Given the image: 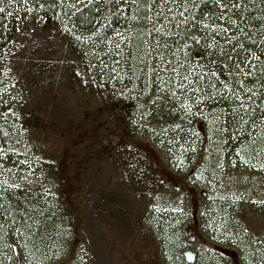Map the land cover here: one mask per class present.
<instances>
[{"label":"rangeland","instance_id":"374dc122","mask_svg":"<svg viewBox=\"0 0 264 264\" xmlns=\"http://www.w3.org/2000/svg\"><path fill=\"white\" fill-rule=\"evenodd\" d=\"M9 3L18 32L0 58V106H16L27 147L15 166L0 161V192L48 205L57 217L52 234L58 224L68 226L62 247L54 239L52 249L70 252L39 259L10 237L16 255L1 251L0 264H264V159L216 162L208 145L205 156L190 161L159 158L153 148L166 144L151 126L137 133L145 151L127 146L128 133L119 132L113 160L102 156L100 164L99 149L111 145L106 136L116 126L125 129L127 115L115 112L97 83L99 69L70 43L71 26L42 30L24 8L27 0ZM104 4L109 13L112 3ZM63 8L69 24L72 11L67 2ZM196 130L213 143L207 130ZM135 159L149 163L144 183L129 176ZM159 169L176 176L169 186ZM171 233L175 238L166 242ZM190 250L195 259L187 263Z\"/></svg>","mask_w":264,"mask_h":264},{"label":"trees","instance_id":"16d2710c","mask_svg":"<svg viewBox=\"0 0 264 264\" xmlns=\"http://www.w3.org/2000/svg\"><path fill=\"white\" fill-rule=\"evenodd\" d=\"M12 1L3 0L4 8L0 6V58L18 32L17 18L6 9ZM27 1L24 8L40 29L71 26L70 43L99 69L97 83L115 112L127 115L125 103L137 108L139 115L128 117L125 129L110 130L106 138L111 145L102 156L110 157L121 140L119 132L128 133L127 146L143 151L146 143L138 145L137 133L155 126L166 144L153 148L159 158L190 161L205 156L208 145L216 162L226 157L264 159V0H110L109 13L104 0ZM65 2L68 13L72 11L69 24L64 23ZM17 111L15 105L0 106V161L11 167L27 147ZM146 112L150 120L144 122ZM199 128L208 131L213 143L202 139ZM20 197L17 192H0L3 256L16 253L11 238L39 259L67 256L70 249L64 246L60 253L50 242L55 239L62 247L68 226L58 224L53 235L57 217L48 205L39 207L34 199L24 203ZM165 238L167 242L175 237L171 233ZM218 250L225 255V250Z\"/></svg>","mask_w":264,"mask_h":264},{"label":"flooded vegetation","instance_id":"af4514ba","mask_svg":"<svg viewBox=\"0 0 264 264\" xmlns=\"http://www.w3.org/2000/svg\"><path fill=\"white\" fill-rule=\"evenodd\" d=\"M125 105L127 106V109H128L127 117H134V116L139 115V114L134 112V110H136L137 108H135L134 106H132L129 103H125ZM143 117L145 118L144 122L150 120L149 112L143 113ZM141 146H142V150L144 151L146 149L145 145H141ZM103 151H109V149L108 148H104L102 150L99 149L98 154H100V156L97 154V159L100 162V164H101V162H103V158H102ZM134 162H133V165H134ZM145 162L146 161H143V160H140L139 162L136 161L135 166L137 167V170H133V169L130 170L129 176L132 179H136V183H139L142 179H143L142 181L144 183V178L146 176V173H147L148 167H149L148 164H147V166L145 165ZM98 172L101 173L100 171H98ZM158 175L160 176L162 183L168 184V185L171 184V182H170L171 178H175V176L172 175L171 173H169L166 169H160ZM96 176H98V175L96 174ZM68 188H70V187H68ZM144 188H145V186H144Z\"/></svg>","mask_w":264,"mask_h":264},{"label":"water","instance_id":"95a60500","mask_svg":"<svg viewBox=\"0 0 264 264\" xmlns=\"http://www.w3.org/2000/svg\"><path fill=\"white\" fill-rule=\"evenodd\" d=\"M184 259L187 263H192L194 262L195 254L191 251H187L184 253Z\"/></svg>","mask_w":264,"mask_h":264}]
</instances>
